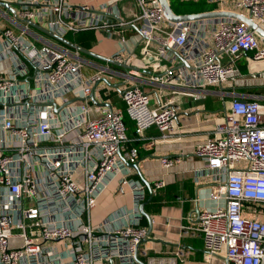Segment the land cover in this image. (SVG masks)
Here are the masks:
<instances>
[{
  "label": "built area",
  "instance_id": "2783aa9c",
  "mask_svg": "<svg viewBox=\"0 0 264 264\" xmlns=\"http://www.w3.org/2000/svg\"><path fill=\"white\" fill-rule=\"evenodd\" d=\"M206 1L264 28V0ZM121 2L96 9L70 0H0L14 10L0 5L2 50L12 63L0 71V264H135L149 231L141 224L146 189L126 167L138 162L139 148L126 147L125 114L137 138L159 130L152 145L186 132L184 99L209 95L232 101L194 147L203 160L195 178H211L209 197L224 204L201 210L196 227L182 230L202 236L209 262L264 264V96L225 88L242 76L243 56L250 70H264V37L232 17L173 22L160 0H133L135 8ZM30 22L64 38L88 30L114 35L118 48L108 59L134 67L101 65ZM112 90L125 111L103 100ZM181 159L163 155L160 163L169 169ZM113 180L116 194L131 190L132 205L119 212L127 222L94 224L91 214ZM165 185L162 178L152 191ZM185 254L148 256L147 264H178Z\"/></svg>",
  "mask_w": 264,
  "mask_h": 264
},
{
  "label": "crops",
  "instance_id": "0c3cea01",
  "mask_svg": "<svg viewBox=\"0 0 264 264\" xmlns=\"http://www.w3.org/2000/svg\"><path fill=\"white\" fill-rule=\"evenodd\" d=\"M108 1L111 0H70L73 4L91 6L96 9ZM121 5L131 7L129 5H134V2L133 0H122ZM130 34H132L131 31L128 32V35ZM69 36L66 39L74 44L107 58L112 56L118 48V38L100 30H88L78 32V34L70 33ZM4 45V40L0 38V71L10 72L12 63L4 57L2 50ZM81 52L85 57L106 67L125 69L124 66L108 63V61ZM242 59L240 61H243L247 71H241L242 76L239 79L225 86L226 89L239 93L244 92L240 88L257 85L252 83L250 77L264 76V70H260L258 66L251 69L252 71L250 70L248 57L243 56ZM262 68L264 67L262 66ZM103 75L112 84L121 83V78L117 76H111L106 72ZM143 76L146 77L147 73L145 72ZM219 89L220 87L214 88V90ZM258 91L252 94L264 96ZM109 95V98L104 96L103 100L125 111V103L119 94L112 90ZM208 98L213 100L212 109L208 107L206 98V100H198L195 103L193 101L184 103L183 111L179 115V124L185 128L186 132L182 131L169 141L147 145L149 140L160 138V132L156 127L148 129L144 137L136 140L129 137L131 142L129 146L139 148V157L138 162L126 167L132 172V177L139 180L146 189L143 203H145L146 213L150 216L148 219L144 214L141 219V224L147 228L149 236L140 244L138 257L141 262L136 261L135 264H147L148 256L175 255L179 249H182L186 254L183 259H178V264H224L222 259H215L211 262L206 259L202 236L186 235L182 230V226L196 227L201 210L214 209L218 204H224V201L217 202L209 197L210 189L213 186L211 178L205 182H198L195 178L196 170L203 166V160L195 156L194 147L201 136L207 134L206 129H209L218 116L223 114L224 109L230 105L227 106L226 98L223 101L221 96L209 95ZM227 98L232 101V97L227 96ZM90 101L93 103L91 98ZM207 112L212 113L207 115ZM126 125L129 135L130 129H135L134 123L130 120V124L126 123ZM163 155L181 157L182 159L176 162L173 167L165 169L160 163V158ZM162 178L166 181V185L153 192L151 188L154 183ZM117 186L118 181L113 180L102 192L97 207L91 214L90 221L92 223L108 222L114 226L116 223L123 225L127 222L125 218L119 216V212L122 209H129L132 205V193L128 188L123 194H116ZM34 204L35 201L30 202V205ZM15 243H19L18 239L13 240V244ZM142 250H145L147 255L142 254Z\"/></svg>",
  "mask_w": 264,
  "mask_h": 264
},
{
  "label": "water",
  "instance_id": "95a60500",
  "mask_svg": "<svg viewBox=\"0 0 264 264\" xmlns=\"http://www.w3.org/2000/svg\"><path fill=\"white\" fill-rule=\"evenodd\" d=\"M160 2H161V5L163 7L165 17L170 21H173V22L197 21V20L210 19V18L232 17V18H235V19H238V20L245 22L250 28L255 30L260 36L264 37V28L257 25L249 16H246L244 14L233 12V11H227V10H207V11H202V12L178 14L173 10L171 3H170V0H160ZM0 5L2 7H5L7 9L14 11L13 8L9 4L0 3ZM31 24L34 27H36L37 29H39V30L43 31L44 33L58 39L60 42H63L64 44H67L70 47H76L77 49H79V50H81V51H83V52H85L91 56H94L98 59L114 63L112 60H109L107 57H103L99 54H96L94 52L89 51L88 49H84L81 46L74 44L70 40H68L64 37L58 36L57 34H54L45 28H42L41 26H39L36 23H31ZM124 66L134 67V66L128 65V64L124 65ZM108 106L111 107V104L108 103ZM151 190H152V188H151ZM144 206H145V203H142L140 206V210L143 214L147 215L148 219H150L149 218L150 216L146 213ZM138 252H139V250L137 249L136 260L141 262V260L138 257Z\"/></svg>",
  "mask_w": 264,
  "mask_h": 264
},
{
  "label": "trees",
  "instance_id": "16d2710c",
  "mask_svg": "<svg viewBox=\"0 0 264 264\" xmlns=\"http://www.w3.org/2000/svg\"><path fill=\"white\" fill-rule=\"evenodd\" d=\"M171 6L173 8V10L178 13V14H186V13H192V12H202V11H207V10H212L214 9V5L212 6V4H210L209 2H207L206 0H170ZM84 32V31H81ZM79 32V33H81ZM70 34V33H69ZM69 34L66 35V37L69 36ZM78 34V33H77ZM70 37V36H69ZM243 57L239 58L237 63L240 66V70L241 71H247L246 70V66L245 64H243V61H240ZM243 60V59H242ZM246 62V61H245ZM244 66V67H243ZM260 84H257L253 87H244V88H240L241 91L247 92V93H253V92H261L264 94V85L258 86ZM209 96L206 97L207 99V105L208 107H210V109L213 108V100L212 98H208ZM204 98V100H206ZM202 100V99H201ZM130 117L125 114V121L127 124H130ZM133 123L134 121L131 120ZM135 127V124H134ZM130 138H134L135 140L138 139L137 138V133L135 132V129H130L129 135ZM131 144L130 140H128L126 142V147L130 148L133 146H129Z\"/></svg>",
  "mask_w": 264,
  "mask_h": 264
},
{
  "label": "rangeland",
  "instance_id": "374dc122",
  "mask_svg": "<svg viewBox=\"0 0 264 264\" xmlns=\"http://www.w3.org/2000/svg\"><path fill=\"white\" fill-rule=\"evenodd\" d=\"M131 4H132V2H131ZM129 6H131L132 8H135L136 7L135 5H129ZM249 79L252 80V83L253 84H260L258 86L264 85V76H262V75L261 76L250 77ZM259 95H262V94H259ZM215 96H217V95H215ZM202 100H204V99H202ZM184 101L186 103V99H184ZM199 101H201V100H199ZM230 101L231 100L226 97V104H227V106L231 103ZM193 103H195V102L193 101ZM214 106L217 108V106L215 104H214ZM208 113H212V112H207V115H208Z\"/></svg>",
  "mask_w": 264,
  "mask_h": 264
}]
</instances>
